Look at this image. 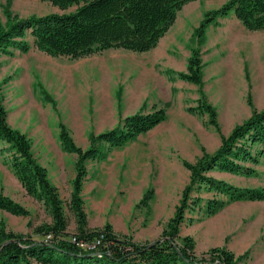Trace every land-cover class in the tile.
<instances>
[{"label": "rangeland", "instance_id": "obj_1", "mask_svg": "<svg viewBox=\"0 0 264 264\" xmlns=\"http://www.w3.org/2000/svg\"><path fill=\"white\" fill-rule=\"evenodd\" d=\"M227 0H194L185 4L176 20L146 51L109 48L71 58L38 50L33 38L27 53L14 51L0 57V95L8 124L25 134L37 162L59 192L67 230L76 232L68 208L76 175V154L66 152L59 139L63 124L73 142L87 149L90 136L116 128L137 112L165 110V119L125 144L106 148L101 159L85 162L81 196L87 227L110 223L119 236L145 243L159 238L180 205L191 182L184 162L195 164L204 153H214L234 127L253 112L264 109V29L249 30L230 14L208 25L201 43L192 39L206 11ZM12 17L45 15L62 10L48 1L0 0V26ZM192 47L200 53L202 83L184 81ZM215 111L217 126L208 112L190 111L201 100ZM251 175L211 170L208 176L236 188H264V157L245 162ZM0 191L24 206L27 216L0 209L7 230L32 233L35 226L51 222L49 209L27 194L10 166V152L0 142ZM190 207L180 226V236H190L194 250L203 254L225 247L239 264H264V200L228 202L214 214L204 212L205 202L226 199L223 193L195 183Z\"/></svg>", "mask_w": 264, "mask_h": 264}, {"label": "trees", "instance_id": "obj_2", "mask_svg": "<svg viewBox=\"0 0 264 264\" xmlns=\"http://www.w3.org/2000/svg\"><path fill=\"white\" fill-rule=\"evenodd\" d=\"M48 1L63 12L45 15L12 17L6 11L7 23L0 26V57L14 51L27 53L33 38L34 46L51 56L79 58L109 48H123L146 52L154 48L174 23L178 11L194 0H41ZM230 14L249 30L264 29V0H227L219 8L208 10L193 30L192 39L201 43L208 25L218 17ZM200 53L192 47L187 71L179 72L184 81L202 83ZM190 111L208 112L210 122L218 127L213 107L199 101ZM163 108L151 112H137L119 121L116 128L90 136V146L82 149L69 136L63 124L59 139L62 148L76 154V175L68 202L76 220V232L67 230L63 201L58 189L51 184L47 170L31 152L29 139L13 129L7 121V110L0 95V142L10 152V166L26 193L42 201L49 209L50 223L39 224L32 233L7 230L0 222V264H239L245 256H236L225 247H213L197 254L193 239L180 236L185 213L201 198H191L189 191L195 183H204L209 189L223 193L226 199L205 202L204 212L214 214L228 202L264 200V188H236L207 175L211 170L251 175L255 172L245 162L258 163L264 157V109L253 110L241 124L227 136L212 153H204L195 164L184 162L191 172V182L182 194L180 205L169 219L159 238L145 243L129 236H119L110 223L97 229L87 227V215L81 196L86 175L85 162L101 159L106 148L118 147L135 139L162 122ZM0 209L17 216L29 211L0 191ZM76 241H72V237ZM98 241V243H97ZM79 242L95 243L93 248L82 247Z\"/></svg>", "mask_w": 264, "mask_h": 264}, {"label": "built area", "instance_id": "obj_3", "mask_svg": "<svg viewBox=\"0 0 264 264\" xmlns=\"http://www.w3.org/2000/svg\"><path fill=\"white\" fill-rule=\"evenodd\" d=\"M72 241H74V242L76 241V238L74 236L72 237ZM97 243H98V241H97ZM79 245L82 246V247L86 246V247H89V248H93V247L96 246L95 243L86 244V243H83V242H79Z\"/></svg>", "mask_w": 264, "mask_h": 264}]
</instances>
